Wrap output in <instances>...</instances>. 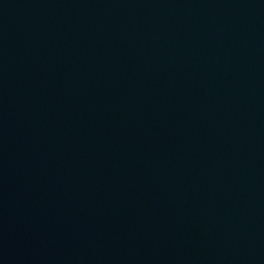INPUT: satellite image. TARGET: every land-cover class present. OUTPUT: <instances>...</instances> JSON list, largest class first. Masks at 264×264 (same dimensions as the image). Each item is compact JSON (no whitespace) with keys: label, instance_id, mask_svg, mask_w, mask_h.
<instances>
[{"label":"water","instance_id":"95a60500","mask_svg":"<svg viewBox=\"0 0 264 264\" xmlns=\"http://www.w3.org/2000/svg\"><path fill=\"white\" fill-rule=\"evenodd\" d=\"M0 264H264V0H0Z\"/></svg>","mask_w":264,"mask_h":264}]
</instances>
